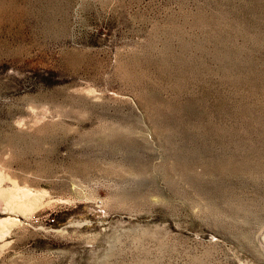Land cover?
<instances>
[{
	"label": "rangeland",
	"instance_id": "1",
	"mask_svg": "<svg viewBox=\"0 0 264 264\" xmlns=\"http://www.w3.org/2000/svg\"><path fill=\"white\" fill-rule=\"evenodd\" d=\"M0 264H264V0H0Z\"/></svg>",
	"mask_w": 264,
	"mask_h": 264
}]
</instances>
